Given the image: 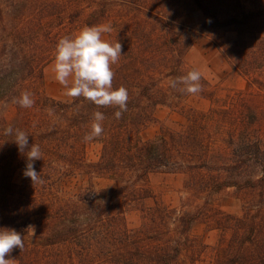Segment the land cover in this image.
Listing matches in <instances>:
<instances>
[{"label":"trees","instance_id":"16d2710c","mask_svg":"<svg viewBox=\"0 0 264 264\" xmlns=\"http://www.w3.org/2000/svg\"><path fill=\"white\" fill-rule=\"evenodd\" d=\"M65 1L0 2V101L13 102L24 91L35 101L31 108L13 102L18 113L15 122L0 118V229H15L25 245L22 251L14 248L6 257L20 264H198L212 249L211 264H264V133L240 138L241 143L231 135L228 153L214 155L216 162L211 161L214 142L197 135L209 119L206 114L196 113L186 131L162 128L155 139L141 136L155 122L157 107L184 109L192 96L170 86L190 71L184 56L193 43L191 30L230 34L226 38L221 35L222 53L236 72L258 84V95L264 97V81L257 73L264 71V9H243L242 18L234 15L223 19L218 13L211 15L202 0H194L206 20L191 29L148 12L147 19L129 24V18L120 15L112 27L122 26L124 32L119 41L122 56L112 65L113 89L124 86L129 100L127 111L116 119V107L98 108L82 97L63 102L43 93L44 68L54 60L58 40L72 36L66 27L73 26L89 8L67 14ZM90 1L98 8L86 19L87 26L95 25L98 16H109L117 6H137L138 13L145 14L139 4L142 0ZM150 27L154 32H149ZM201 84L203 90L196 95L216 98L207 79L202 77ZM96 111L105 116L103 133L85 142L83 137L91 130ZM9 126L29 135L25 153L32 144L39 145L43 159L36 160L34 168L41 178L57 170L80 171L109 178L115 188L99 194L91 191L75 201L47 202L13 195V173L26 168L27 157L19 151L14 135H5ZM89 144L101 146L97 162L86 158ZM254 163L260 174L241 181L244 170ZM192 171L206 177L205 189H191L192 195L245 188L256 190L259 201L245 205L239 214L223 211L209 198L194 211L157 204L144 215L145 224L128 227L123 212L116 209L118 199L133 202L150 197L147 185L152 174ZM198 220L206 224L207 231L219 234L213 247L192 235ZM29 225L34 226V235L27 231Z\"/></svg>","mask_w":264,"mask_h":264},{"label":"rangeland","instance_id":"374dc122","mask_svg":"<svg viewBox=\"0 0 264 264\" xmlns=\"http://www.w3.org/2000/svg\"><path fill=\"white\" fill-rule=\"evenodd\" d=\"M4 1L0 0V2ZM47 1L63 2V0ZM202 3L211 15L218 13L223 19L234 17V15H239L242 18L241 12L243 9L253 12L264 9V0H221V2L220 0H202ZM65 4L67 14L75 13L77 10L80 12L83 7L89 6L80 13L73 26L68 25L66 27V32H71L72 35L87 26L86 19L98 8L90 0L79 3L75 0H66ZM139 4L144 8L145 14L138 13L137 6L131 9L127 6H117L114 7V12L110 13L109 16H98V19L94 20V24H110L113 27V23L120 18V15H124V19L129 18L127 22L129 24L131 20L147 19V12L154 16L164 17L186 29L196 27L206 20V15L195 4L194 0H142V2L139 1ZM112 29H115V31H111L113 34L105 33L102 35V39L113 44L116 40H123L122 26ZM148 30L154 32L152 27ZM190 33L192 34L193 43L184 56L185 67L190 71L193 69L200 71L201 76L211 83V91L215 92L216 98L208 99L192 95L186 100L184 109H172L166 106L157 107L155 109V122L151 123L142 132L141 136L144 140L155 139L161 133L162 128L186 131L191 125V118L196 113L206 114L209 119L206 120L205 126L198 129L197 135L214 142L211 161L216 162L214 155L228 153L227 149L230 146L231 135H235L237 141L241 143L240 138L244 140V138H248V135L257 137L260 132L264 133V97L258 95V84L255 85L252 83V79L236 72L222 53L219 47L221 46V35L226 38L231 36L230 34L218 36L215 32L198 33L193 30ZM168 37L171 38L172 35L168 34ZM249 58L252 59L251 56ZM53 64L54 60L44 68L43 93L51 99L63 102L70 101L72 97L66 95V89L54 78ZM257 73H261L259 78L264 81V71L257 70ZM214 109L215 111H213ZM17 117V108L13 102L0 101V118L12 123L16 121ZM252 125L254 126L252 127ZM100 150V145L89 144L86 151L87 160L97 162L101 154ZM221 160L224 161V158ZM257 167L255 163L250 164L244 170L241 181L244 182L248 177L259 175L260 172ZM25 169L18 168L13 173V195H27L38 201H75L79 195H89L92 193L91 191L99 194L101 191H107L116 186L115 182L109 178L95 177L80 171L64 173L58 170L52 171L48 178H41L44 181L43 184L33 185L31 178L24 176ZM195 173L197 172L152 174L147 185L151 194L150 197L133 202L125 201L124 198L118 199V208L116 209L123 212L128 227L136 229L146 223L144 215L149 208L155 207L157 204L178 209L184 206L185 210L194 211L209 198L215 206H219L223 211L239 214L242 213L245 205L259 201L260 197L256 190L245 188L241 190L227 188L214 195H208L207 193L192 195L191 189L198 191L205 189L206 177H201ZM192 235L211 247L216 244L219 238L216 231H207L206 224L202 220L194 223ZM82 244L86 243L83 242ZM211 256L212 249H209L203 261L198 264H211ZM5 258L14 260L13 264H20L13 257Z\"/></svg>","mask_w":264,"mask_h":264},{"label":"clouds","instance_id":"9594fccd","mask_svg":"<svg viewBox=\"0 0 264 264\" xmlns=\"http://www.w3.org/2000/svg\"><path fill=\"white\" fill-rule=\"evenodd\" d=\"M111 31L110 24L85 26L72 36L60 38L55 47L52 71L55 80L66 89V95L72 98L82 97L98 108L116 107L119 110L115 111L114 115L116 119H120L127 111L129 94L124 86L113 89L115 73L112 65L117 64L122 56V44L117 40L113 44L102 39L103 34ZM201 78V72L193 69L171 81L170 86L174 89L178 88L183 93L196 95L203 90ZM13 102L22 108H31L35 103L32 94L28 91L22 92ZM104 119L102 112L93 113L91 130L83 137L85 142L102 135ZM5 135H14L13 140L19 151L27 157L24 176L31 178L33 185L43 184L44 181L34 168V162L43 159L39 145L32 144L25 153V149L29 146V135L26 132L9 126L5 129ZM27 231L34 235V226L29 225ZM24 246L21 234L15 229H0V264H13L14 260L5 257L14 248L22 251Z\"/></svg>","mask_w":264,"mask_h":264}]
</instances>
